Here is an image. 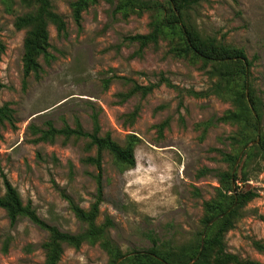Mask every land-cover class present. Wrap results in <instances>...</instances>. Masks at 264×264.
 I'll return each mask as SVG.
<instances>
[{
	"label": "rangeland",
	"instance_id": "374dc122",
	"mask_svg": "<svg viewBox=\"0 0 264 264\" xmlns=\"http://www.w3.org/2000/svg\"><path fill=\"white\" fill-rule=\"evenodd\" d=\"M75 0H51L67 22V34L49 23L52 57H39L42 71L24 84L23 55L29 27L17 20L37 5L26 0H0V40L6 49L0 59V104L12 108L0 122V195L5 177L41 218L63 231L80 232L85 224L71 201L88 210L95 201L97 168L87 161L95 156L89 138L59 134L42 139L50 126L57 129L79 122L87 131L100 122V134L111 133L126 146L137 136L136 165L128 167L103 150L104 200L98 223L114 222L110 237L123 252L148 248L146 232L162 240L193 241L204 230L203 202L216 195L218 174L229 170L224 153H241V141L250 136L240 125L219 121L236 106L228 95L214 92L219 77L213 66L172 52L170 38L140 49L127 39L148 33L155 10L124 17L114 8L122 0H98L82 14L79 27L72 14ZM166 3V0H159ZM189 24L201 35L243 48L252 62L248 81L259 101L260 133H264V0H198L188 11ZM170 79L177 88L163 80ZM162 80L143 95L135 85ZM190 90L210 93L194 96ZM253 141V140H252ZM250 141L248 144H250ZM245 156L237 166L240 191L256 196L242 209L235 226L226 233V249L246 260L264 264V161ZM47 230L27 217L12 224L0 207V264H44ZM259 241L262 247L254 244ZM58 264H107L108 253L98 244L79 248L64 244Z\"/></svg>",
	"mask_w": 264,
	"mask_h": 264
},
{
	"label": "trees",
	"instance_id": "16d2710c",
	"mask_svg": "<svg viewBox=\"0 0 264 264\" xmlns=\"http://www.w3.org/2000/svg\"><path fill=\"white\" fill-rule=\"evenodd\" d=\"M97 1L75 0L72 3L73 18L79 27L82 24L84 10ZM26 2L31 5L36 4L37 8L34 12L17 20L18 27L30 28L25 39L23 55L24 84L27 83L31 74L38 76L41 73L43 67L39 61L40 56H44L47 60L52 57L49 51L51 47L49 23L55 24L60 34H67V22L61 14L54 10L51 0H26ZM197 2L198 0H166V3L159 0H122L115 6L114 13L121 12L124 17H127L130 13H142L146 10L159 12L160 16L152 21V29L148 33H138L128 36L127 39L137 42L140 49H143L150 44L157 46L161 38L165 36L170 38L173 44L171 50L175 55L191 56L206 64H212L213 68L210 73L219 77L213 91L223 96L228 95L236 106L235 110H228L218 120L240 125L244 134L250 132L251 135L241 141L242 147L246 148L242 154L245 156L243 166L245 168L250 161H253L259 165L257 170L262 171L263 166L260 164L264 161V133H260L262 115L259 101L250 89L251 83L248 81L252 62L243 48L220 42L213 37L203 36L189 24L188 11ZM5 49V44L0 40V59ZM161 81L149 85L136 84L134 90L147 95L158 87ZM163 81L170 87H178L168 78H164ZM0 87H4L1 80ZM210 91L190 90L189 92L198 97L205 96ZM11 114L12 108L8 103L0 104V122L9 119ZM100 129V122L95 117L92 131L85 130L78 122L75 127L66 126L57 129L50 126L41 136L42 139L59 134L66 137H86L89 138V147L97 149L95 156L87 158V161L97 168L95 174L96 199L88 210L71 201L76 216L85 224L84 230L76 233L63 231L58 226L45 221L39 216L31 201L24 203L18 189L5 177L6 192L0 195V207L6 210L11 223H16L20 217H27L50 234L49 240L44 243L46 249L44 264H58L64 251V244L79 248L85 242L98 243L109 255L107 264H263L259 261L243 259L226 249V233L235 226L245 205L257 195L252 190L240 191L239 182L243 178L244 180H249V178L246 172L240 177L237 169L233 173L240 155L230 153L223 154L224 160L230 164V169L219 172L220 185L216 188L215 197L203 202L204 230L199 232L193 241L179 243L171 239L162 240L150 230L146 232L151 242L148 248L123 252L109 235V228L114 226V222L108 217L103 223L97 221L100 205L104 200L102 152L108 150L119 162L133 167L136 165L135 146L138 140L136 135L131 134L128 137V144L122 146L114 140L111 133L101 135ZM252 140L257 142L248 146ZM229 208H231L230 211H228ZM220 214L224 216L209 225V222ZM254 244L262 247L259 241H254Z\"/></svg>",
	"mask_w": 264,
	"mask_h": 264
},
{
	"label": "water",
	"instance_id": "95a60500",
	"mask_svg": "<svg viewBox=\"0 0 264 264\" xmlns=\"http://www.w3.org/2000/svg\"><path fill=\"white\" fill-rule=\"evenodd\" d=\"M258 140H259V138L257 139V141H258ZM257 141H252L250 144H248V146H249V145H253V144H254L255 142H257ZM245 149H246V148H244V149L241 151L240 156H239V158H238V160H237V162H236V164H235V166H234L233 173L236 171L237 166H238V164H239V162H240V160H241V156H242V154H243V152H244ZM230 210H231V208H229L228 211H230ZM223 216H224V214H220V215L217 216L216 218L212 219V220L209 222V225L212 224V223H214L218 218H221V217H223ZM203 237H204V235H203ZM202 244H203V241H202ZM120 260H122V258H120Z\"/></svg>",
	"mask_w": 264,
	"mask_h": 264
}]
</instances>
